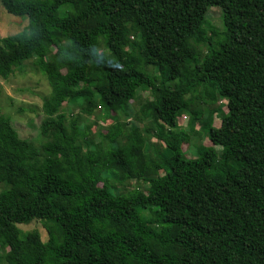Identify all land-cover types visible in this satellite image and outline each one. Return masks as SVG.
I'll use <instances>...</instances> for the list:
<instances>
[{
  "label": "trees",
  "instance_id": "1",
  "mask_svg": "<svg viewBox=\"0 0 264 264\" xmlns=\"http://www.w3.org/2000/svg\"><path fill=\"white\" fill-rule=\"evenodd\" d=\"M0 4L28 22L0 38V77L38 60L54 118L41 133L58 137L38 146L0 116V264H264V0ZM212 7L223 31L206 36ZM139 92L144 131L121 120ZM65 103L101 110L102 140L58 112ZM185 114L207 140L191 154L173 139ZM151 147L143 170L139 149ZM34 220L46 242L19 228Z\"/></svg>",
  "mask_w": 264,
  "mask_h": 264
},
{
  "label": "rangeland",
  "instance_id": "2",
  "mask_svg": "<svg viewBox=\"0 0 264 264\" xmlns=\"http://www.w3.org/2000/svg\"><path fill=\"white\" fill-rule=\"evenodd\" d=\"M206 20L208 24L206 25L204 31L206 36L211 35V30L216 29L219 32L223 31L222 26V13L219 8L212 7L209 9ZM27 20L19 18L17 16L9 14L0 4V38L7 37L9 35L18 34L24 28L27 27ZM204 33V32H203ZM202 54H206V47L202 46ZM37 59H32L24 63V68L21 70H16L8 79H3L0 77V116L10 117L14 126L16 127L19 135L22 139H30L38 146H50L54 147V140L58 137L48 133L49 137L42 136L41 125L45 120H54L53 117H46L44 114V104L50 99L51 88L49 86L48 80L43 72L40 71V67L37 64ZM64 90V89H63ZM148 97L147 93L139 92L137 99L132 103L130 109L127 111L129 118L123 116L121 120L125 122H131L140 127L141 131H144L148 126H150V120L139 122L137 117H140V110L146 99ZM205 110V107H203ZM203 110H201V119L203 118ZM226 112V109H224ZM58 112H61L68 117L80 116L82 117V122L86 125H94L90 136H94V140L98 143L102 138L99 136V131L101 133H106V129L109 126V122L105 121L102 117V111L97 110L95 116L84 117L81 115L79 105H71L65 103ZM206 115V113H205ZM191 114H185L182 121H178L177 126L172 127L173 139L176 147L179 145L189 154L194 152L193 144L205 143L206 138H197L198 136L189 135L188 129L190 127ZM221 119L217 120L216 125L219 126ZM199 129V127H196ZM176 132V135H175ZM151 136V134L149 135ZM151 143L158 145L160 150H164L156 138L151 136ZM105 144V143H104ZM141 157V168L146 170L148 156L151 159L155 158V153L152 150L147 153L144 149H139ZM149 176L154 174L152 167L147 169ZM148 184L140 181H132L127 186L128 191H134V194H146ZM4 185L0 183V192L3 190ZM96 203L102 204L104 198L99 197L95 199ZM19 228L24 232L38 231L41 239L46 242L48 239L47 232L41 221L34 220L27 225H19Z\"/></svg>",
  "mask_w": 264,
  "mask_h": 264
}]
</instances>
